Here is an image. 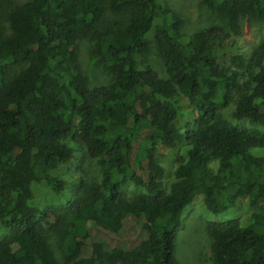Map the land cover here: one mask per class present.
<instances>
[{
  "label": "trees",
  "instance_id": "trees-1",
  "mask_svg": "<svg viewBox=\"0 0 264 264\" xmlns=\"http://www.w3.org/2000/svg\"><path fill=\"white\" fill-rule=\"evenodd\" d=\"M205 3L230 34L210 27L183 43V19L157 0H17L0 12V223L10 232L0 264H179L176 235L196 195L213 215L242 198L253 208L248 226L208 224L211 264H264V132L220 111L232 103L236 120L264 130V46L226 66L216 57L243 18L264 22V0ZM157 19L165 77L138 62ZM82 41L94 43L110 83L89 85ZM181 96L195 111L183 129L171 103ZM184 142L164 192L158 146ZM75 143L100 181L64 210L31 206L32 183L62 189L51 172L73 160ZM128 183L145 193L128 198Z\"/></svg>",
  "mask_w": 264,
  "mask_h": 264
},
{
  "label": "rangeland",
  "instance_id": "rangeland-1",
  "mask_svg": "<svg viewBox=\"0 0 264 264\" xmlns=\"http://www.w3.org/2000/svg\"><path fill=\"white\" fill-rule=\"evenodd\" d=\"M17 0H0V12L8 10L12 3ZM163 6L170 8L178 13L184 21L182 27V42L186 43L202 30L210 27H220L224 33L230 34L224 18L215 11L210 10L205 0H157ZM161 20L157 19L146 39L149 44V51L144 57H139V69L143 70L146 66H151L162 77L166 76L164 63L157 46L155 36L156 30ZM241 34L237 37L229 36L225 38L217 48L216 57L220 64L228 65L232 55L241 53L247 58L252 54L253 49L264 46V22L246 17L241 21ZM93 44L90 41L79 43V60L84 75L91 87L106 85L113 78L102 68L100 60L94 55ZM171 103L178 110L177 125L183 129L192 126L195 117L194 108L183 96L177 98ZM234 105L229 104L227 108L220 109L223 118L240 128L257 130L264 132L259 127L250 126L246 120L238 121L233 117ZM73 139L70 143H73ZM75 151L73 160L58 169L51 172V175L61 181L62 189L57 191L50 187L45 181L34 182L31 185L33 200L29 203L31 206L43 209L64 210L69 205L74 204L81 197L83 189L92 182L100 181L101 174L95 160L89 158L84 146L75 143L72 145ZM186 143H182L177 149L172 150L164 146H158L156 153L157 161L165 169V178L163 180V191L168 192L174 179V169L177 165L178 157H186ZM264 156L263 151H257ZM128 198L145 193L140 187L128 183L123 187ZM253 208L249 205L248 199H239L233 207L227 211L213 215L204 204L202 195H196L192 203L186 208L182 215L183 225L178 231L175 240V255L179 264H211L210 249L211 239L206 232L208 224L214 223L226 226L228 224H238L239 226H248L252 223ZM126 234L134 236L132 227L128 226ZM133 232V233H132ZM9 230L0 223V241L9 235ZM91 233L96 235L94 230ZM51 242L55 243L53 238Z\"/></svg>",
  "mask_w": 264,
  "mask_h": 264
}]
</instances>
